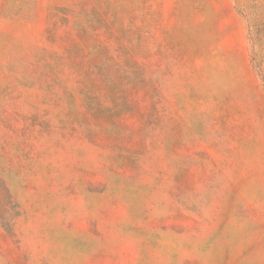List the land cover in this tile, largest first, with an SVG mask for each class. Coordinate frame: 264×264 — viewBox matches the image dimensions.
<instances>
[{
	"label": "rangeland",
	"instance_id": "obj_1",
	"mask_svg": "<svg viewBox=\"0 0 264 264\" xmlns=\"http://www.w3.org/2000/svg\"><path fill=\"white\" fill-rule=\"evenodd\" d=\"M0 264H264V0H0Z\"/></svg>",
	"mask_w": 264,
	"mask_h": 264
}]
</instances>
